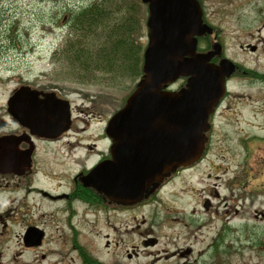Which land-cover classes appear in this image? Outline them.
I'll return each instance as SVG.
<instances>
[{"label": "rangeland", "instance_id": "obj_1", "mask_svg": "<svg viewBox=\"0 0 264 264\" xmlns=\"http://www.w3.org/2000/svg\"><path fill=\"white\" fill-rule=\"evenodd\" d=\"M93 1L0 0V39L16 37L25 53L12 65L31 76H46L49 87L67 96L76 126H83L82 120L89 123L83 134L86 139L104 128L103 122L123 105L139 81V75L126 69L109 70L115 67L110 66L111 58L108 63H96L109 53L84 52L88 55L79 62L63 55L72 34L68 22ZM229 1L233 6L228 1L202 0L205 24L223 43L224 56L243 65L229 89L230 114L215 134L218 141L213 139L208 157L173 174L154 198L126 211L99 205L87 209L86 204L72 200L51 203L29 196L24 211L11 213L4 238L0 233V264H264L263 253L255 251L258 242L264 244V140L260 138H264V86H248L254 70L264 78V21L253 17L264 8V0ZM111 2L108 22L141 55L147 44L146 6L138 0ZM128 10L137 15L127 22ZM103 40L96 36L95 43L89 44L95 51L102 43L111 48V42ZM246 45H256V52L250 53ZM72 145L78 146L77 141L72 140ZM75 147L71 156L63 155L69 160L65 167L58 166L60 158L47 162L52 170L72 172L73 164L93 165L96 154L84 157ZM98 147L103 149L104 143ZM245 153L250 155L247 163ZM48 165L38 169L36 180L52 188L55 182ZM236 172L242 175L239 185L233 181ZM61 183L60 189L65 185ZM249 188H255L253 196L247 195ZM24 223L44 231L41 245L23 247ZM143 239H155V246H143ZM132 249L136 255L128 259L126 253Z\"/></svg>", "mask_w": 264, "mask_h": 264}, {"label": "water", "instance_id": "obj_2", "mask_svg": "<svg viewBox=\"0 0 264 264\" xmlns=\"http://www.w3.org/2000/svg\"><path fill=\"white\" fill-rule=\"evenodd\" d=\"M140 1L148 9L143 75L125 106L108 122L112 159L85 178L121 205L147 198L150 187L199 159L208 116L223 95L224 78L234 69L226 59L219 66L207 64L218 52L216 47L195 54L194 37L211 33L201 22L195 0ZM178 77H188L185 87L165 91Z\"/></svg>", "mask_w": 264, "mask_h": 264}, {"label": "flooded vegetation", "instance_id": "obj_3", "mask_svg": "<svg viewBox=\"0 0 264 264\" xmlns=\"http://www.w3.org/2000/svg\"><path fill=\"white\" fill-rule=\"evenodd\" d=\"M196 1L201 11L202 23L205 24L207 20L202 0ZM221 1L223 3L228 1L227 3L231 6L234 4L232 0V4L229 0ZM255 8L258 9V7ZM255 12L256 14L253 17L264 21V8H260ZM211 30V35L203 34L196 37L195 54H205L212 51L215 46L218 49V54L211 57L207 64L219 66L220 60L230 59L224 56V45L212 27ZM6 37L2 40H6ZM2 40L0 39V44L3 45L0 46V233L2 234L5 231L12 212H21L26 209L25 200L29 196L34 198L38 196L42 201L51 203L68 204L72 200V202L86 204L85 208L87 209L99 205L126 211L139 206L124 207L109 203L92 188L85 187L84 181H82V178L98 163L111 157V141L105 134L107 120L103 122L105 126L102 129L99 128L97 135L94 134L90 138H84L83 134L87 131L89 123L82 120L83 126L79 128L76 126L73 117L74 108L68 97L63 96L57 88L49 87L46 76L40 74L31 76L28 70L21 72L19 66H13L12 63L22 54H25L21 51L20 46L22 43L19 40L17 41L16 37L7 38L4 44ZM246 46L250 53L256 52V45ZM232 63L235 66V71L225 79L224 94L216 103L208 119V128L205 132L206 141L201 161L208 157L215 134L223 129L226 116L230 114L227 105L230 97L229 89L234 84V77L240 74L239 70L241 69L239 66H243L240 63ZM253 73V78L250 76L251 81L248 86H264V78L260 77L262 74L255 70ZM254 75H259V77ZM241 76L244 75L241 74ZM185 83L186 78H179L167 89L179 90L185 86ZM64 100L69 103L70 113L69 125L66 131H62L65 114ZM254 138L255 136L252 138V142H254ZM260 138L264 140L263 137L260 136ZM72 140L77 141L78 146L76 147H79L81 151L76 150L75 145H72ZM214 141L217 142L218 139L215 137ZM99 142L104 143L103 149H99ZM240 142L241 146L245 148V142L242 139H240ZM73 147H75L74 151L76 153L80 152L84 157L95 153L97 158L93 165L87 168L79 164H73L76 167L72 172L64 169L56 171V168L52 170L51 165H48L47 162L52 163L54 160L58 162L60 158L58 166L65 167V163L69 160L65 159L63 155L65 154L67 158L71 156ZM48 151L52 154L47 155ZM247 156V153H245V159L243 160L245 163L248 162ZM46 164L49 169V177L55 182L52 188L40 186L36 180L38 169L42 167L45 170ZM241 177L242 175L236 172L233 175L234 183L237 181L236 184L239 185ZM57 179L60 182H56ZM61 182L65 184L62 189L59 187L62 185ZM254 193L255 188L247 190L248 196H253ZM154 197L155 188L149 199ZM22 226L21 242L23 247L31 248L41 245L45 239L44 231L38 225L24 223ZM2 238H4V235ZM262 238H264V235ZM2 241L4 242V239ZM141 243L143 246H155V239H143ZM131 251L126 253L128 259H131L133 254L136 255L134 249ZM255 251L259 254L262 252L264 257V244L258 242L255 245ZM259 254L256 255L258 258H260Z\"/></svg>", "mask_w": 264, "mask_h": 264}, {"label": "trees", "instance_id": "obj_4", "mask_svg": "<svg viewBox=\"0 0 264 264\" xmlns=\"http://www.w3.org/2000/svg\"><path fill=\"white\" fill-rule=\"evenodd\" d=\"M111 1L112 0H94V2L89 4L84 10L73 14L71 22L77 31H75L76 33H74L73 36L71 35L73 39H69L67 42L66 46L70 49H65V46V50H62L63 55L72 56L74 57L73 61L78 60L79 62L81 59L85 61L84 52H90L92 50L95 53H98V51L109 53L105 60H96V63H108L111 58L110 66L115 64V67L112 66L109 70H113V68H117L118 70L126 69L129 73L138 75L140 72L138 64L141 61L138 48L126 42L122 32L117 33L112 26L113 24L108 22V15L111 12V6H113ZM128 11L129 15L125 20L127 22L132 18V15H137L136 12ZM135 20L138 22V18H135ZM123 31L128 35V29ZM96 36L104 39L103 41H110L111 48L106 49L104 43H102L99 49L95 51L93 46L89 43H95L93 39H95ZM69 43L70 45L68 46ZM85 55L87 56L88 54Z\"/></svg>", "mask_w": 264, "mask_h": 264}]
</instances>
